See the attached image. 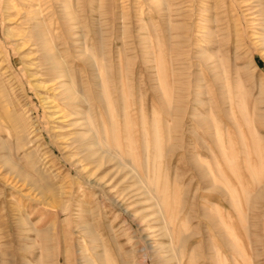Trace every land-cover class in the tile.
Here are the masks:
<instances>
[{
	"label": "rangeland",
	"instance_id": "rangeland-1",
	"mask_svg": "<svg viewBox=\"0 0 264 264\" xmlns=\"http://www.w3.org/2000/svg\"><path fill=\"white\" fill-rule=\"evenodd\" d=\"M61 1L87 128L0 0V264H264V0Z\"/></svg>",
	"mask_w": 264,
	"mask_h": 264
},
{
	"label": "bare ground",
	"instance_id": "bare-ground-1",
	"mask_svg": "<svg viewBox=\"0 0 264 264\" xmlns=\"http://www.w3.org/2000/svg\"><path fill=\"white\" fill-rule=\"evenodd\" d=\"M63 2L66 3V1H64V0H63ZM258 2L262 3V0H258ZM61 3H62L61 0H15V2L12 5L6 7V9H5L6 17H7V19L9 17H11L10 19H13V21L16 24L17 34H14V36H16V38H17V43L19 44L18 46H20L19 48H21L23 51L27 52V55L29 56V60H31L30 62H32L31 64H33L35 66L36 72L33 75H39V77H41V80L44 84L45 90L49 91L54 96L61 99V101H63V100L69 101V102H66L65 105H69V107L71 109H74V110H72L74 112V114L72 111H69V110H68V112L67 111L63 112V111L59 110L60 115L62 116L61 119L62 118H68L66 122H69V124L73 128H75V127L82 128V126H84V128H87L85 125V121L76 122L77 119L81 118L80 112L74 108L75 105L70 103V101H74V100L78 101L79 100L83 103L89 104L88 99L86 97L84 98V96H82V97L79 96V93L77 91H75V89H73L72 86L70 85L71 83L69 84L68 82H66L64 80V78L66 77V74L64 73V71L58 70V68L60 67L59 66L60 62L58 61V59L55 55L54 45L51 44V39L49 36L51 29L50 28L47 29L45 27L46 19L48 18V15L50 14V12H54V14H55V6L59 7L61 5ZM261 5H263V4H261ZM69 7L72 8L70 0L68 1V5H67V3L65 4V10H66L65 12H66V17L69 20H73L74 17L72 16L71 11H69L67 9ZM84 54H85V56H87L86 53H84ZM55 106L57 107L56 104H55ZM71 115H73V116H71ZM53 116H55V115H53ZM56 118H57V116H56ZM92 130L93 129H90L88 127V129H86L85 132L79 134L78 136L73 137L72 141H74V143H75L76 141L87 139L89 144L87 147L82 146V149H84L86 151H88L90 149L91 152H92V150H94L93 152L96 153V152H98L97 150L99 149V147L97 148V146H99V143H98V140H96L97 135L95 134V131H92ZM111 137H112V135H111ZM108 146H109V144H108ZM114 150H113V152H114ZM105 151L103 150L102 152H100L101 157L102 158L103 157L104 158L109 157V160H110L111 158H110L108 152H105ZM93 152H92V154H93ZM90 155L91 154L88 153V156H90ZM96 156H97V153H96ZM116 159H118V158H116ZM5 162L7 163L8 161H5ZM263 194H264V188L260 190V192L258 193V196L261 197Z\"/></svg>",
	"mask_w": 264,
	"mask_h": 264
}]
</instances>
